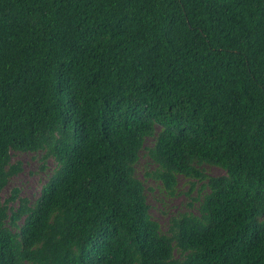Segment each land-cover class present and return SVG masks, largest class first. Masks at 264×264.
Segmentation results:
<instances>
[{
    "label": "trees",
    "instance_id": "16d2710c",
    "mask_svg": "<svg viewBox=\"0 0 264 264\" xmlns=\"http://www.w3.org/2000/svg\"><path fill=\"white\" fill-rule=\"evenodd\" d=\"M0 264H264V0H0Z\"/></svg>",
    "mask_w": 264,
    "mask_h": 264
},
{
    "label": "rangeland",
    "instance_id": "374dc122",
    "mask_svg": "<svg viewBox=\"0 0 264 264\" xmlns=\"http://www.w3.org/2000/svg\"><path fill=\"white\" fill-rule=\"evenodd\" d=\"M153 143L152 139H147L146 144L150 146ZM14 161L21 162L22 171L12 177L8 186L3 191V198H7L11 189L18 188L20 195L26 196L31 201H34L40 194L41 187L45 184L52 174L56 164L53 159L42 161V154L29 152H14ZM44 165V168L42 166ZM155 169L154 163L149 159L147 152H142L139 163L136 167L137 176L143 181L147 198L150 204L152 217L156 219L163 231L166 230L169 218L188 207L191 197L197 196L198 184L194 191L190 192L189 183L183 177L179 178L178 194L168 196L161 189V183L153 177H147L145 174L150 173ZM208 173L212 176L224 174V171L215 166H206ZM197 204L194 205L196 210Z\"/></svg>",
    "mask_w": 264,
    "mask_h": 264
}]
</instances>
